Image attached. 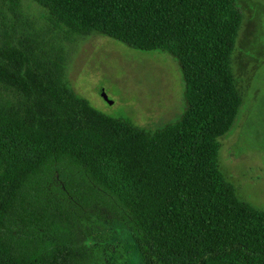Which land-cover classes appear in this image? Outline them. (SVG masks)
I'll return each instance as SVG.
<instances>
[{"label": "trees", "instance_id": "1", "mask_svg": "<svg viewBox=\"0 0 264 264\" xmlns=\"http://www.w3.org/2000/svg\"><path fill=\"white\" fill-rule=\"evenodd\" d=\"M0 0V264H95L120 230L140 264H264V210L218 168L241 97L236 0ZM100 33L173 56L175 120L110 116L66 78L68 44Z\"/></svg>", "mask_w": 264, "mask_h": 264}, {"label": "rangeland", "instance_id": "2", "mask_svg": "<svg viewBox=\"0 0 264 264\" xmlns=\"http://www.w3.org/2000/svg\"><path fill=\"white\" fill-rule=\"evenodd\" d=\"M236 1L242 20L230 66L241 103L229 130L218 138L217 163L237 198L264 210V0ZM22 6L43 20L45 11L36 2L22 0ZM66 52L70 87L96 109L147 129L180 115L184 82L167 52L135 49L100 33L78 37ZM104 237L107 250L95 264H140L120 230Z\"/></svg>", "mask_w": 264, "mask_h": 264}, {"label": "water", "instance_id": "3", "mask_svg": "<svg viewBox=\"0 0 264 264\" xmlns=\"http://www.w3.org/2000/svg\"><path fill=\"white\" fill-rule=\"evenodd\" d=\"M101 96L108 102L110 103V100L107 98V96L105 95V93L103 91H101Z\"/></svg>", "mask_w": 264, "mask_h": 264}]
</instances>
